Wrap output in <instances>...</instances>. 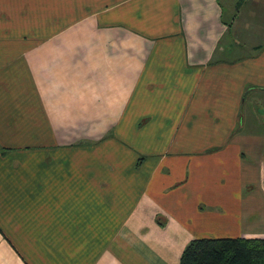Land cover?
I'll use <instances>...</instances> for the list:
<instances>
[{
    "label": "crops",
    "instance_id": "obj_1",
    "mask_svg": "<svg viewBox=\"0 0 264 264\" xmlns=\"http://www.w3.org/2000/svg\"><path fill=\"white\" fill-rule=\"evenodd\" d=\"M200 238H264V0H0V264Z\"/></svg>",
    "mask_w": 264,
    "mask_h": 264
},
{
    "label": "trees",
    "instance_id": "obj_2",
    "mask_svg": "<svg viewBox=\"0 0 264 264\" xmlns=\"http://www.w3.org/2000/svg\"><path fill=\"white\" fill-rule=\"evenodd\" d=\"M179 264H264V238L194 239Z\"/></svg>",
    "mask_w": 264,
    "mask_h": 264
},
{
    "label": "rangeland",
    "instance_id": "obj_3",
    "mask_svg": "<svg viewBox=\"0 0 264 264\" xmlns=\"http://www.w3.org/2000/svg\"><path fill=\"white\" fill-rule=\"evenodd\" d=\"M228 6V5H225ZM232 13H231V9H228V7L226 8V13H225V17L229 18L231 17Z\"/></svg>",
    "mask_w": 264,
    "mask_h": 264
}]
</instances>
